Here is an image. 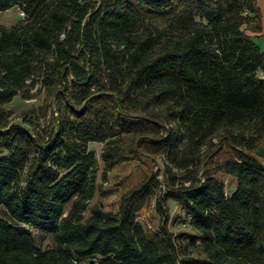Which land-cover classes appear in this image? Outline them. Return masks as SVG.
I'll use <instances>...</instances> for the list:
<instances>
[{"label": "trees", "instance_id": "obj_1", "mask_svg": "<svg viewBox=\"0 0 264 264\" xmlns=\"http://www.w3.org/2000/svg\"><path fill=\"white\" fill-rule=\"evenodd\" d=\"M13 6L23 17L0 24V264H264V51L247 33L260 29L256 0H0ZM35 86L51 118L42 125L31 108L9 119L5 104ZM94 141L107 170L161 155L185 171L165 167L161 198L185 209L201 254L138 221L161 187L154 174L116 210L88 207Z\"/></svg>", "mask_w": 264, "mask_h": 264}, {"label": "rangeland", "instance_id": "obj_2", "mask_svg": "<svg viewBox=\"0 0 264 264\" xmlns=\"http://www.w3.org/2000/svg\"><path fill=\"white\" fill-rule=\"evenodd\" d=\"M23 13L16 6L0 11V24L11 26L23 17ZM163 25V23H159ZM45 92L39 86L30 89L27 96L18 94L10 102L5 104L8 110V118L12 120H20L24 112L34 108L31 112L34 119L42 125L53 115V106L46 105ZM46 113L45 116L43 113ZM30 115V112H29ZM28 115V116H29ZM38 117V119H37ZM103 142H90L88 148L92 149L96 161L97 168L94 174L95 193L88 200V207L99 205L106 210H116L120 195L137 184L144 176L154 174L161 181V187L156 188L155 192L148 198L144 206L137 212V219L147 229L151 231L164 224L176 236L184 246L185 250L194 254H201L199 247L191 242L188 234H195V230L189 222V218L185 213L182 205L170 198H161L165 189L166 181L170 180L165 174V167L168 165L171 170L178 176L184 174L185 171L171 166L170 161L165 156L157 155L154 157L139 155L134 158L118 162L114 167L107 170L105 163L101 158V150ZM6 154L5 150L0 151V155ZM167 175V176H166ZM224 179L226 190L229 191L235 185V179L223 173H217ZM70 204L66 205L69 209ZM3 207L0 206V214L3 213ZM87 215V211L84 213ZM37 244L42 248L54 245L52 235L37 229H31ZM197 243V242H196Z\"/></svg>", "mask_w": 264, "mask_h": 264}, {"label": "crops", "instance_id": "obj_3", "mask_svg": "<svg viewBox=\"0 0 264 264\" xmlns=\"http://www.w3.org/2000/svg\"><path fill=\"white\" fill-rule=\"evenodd\" d=\"M256 6L258 7L260 13V29L256 31L248 30L247 33L256 42L260 50L264 51V0H256ZM256 152L261 157H264V142L258 145Z\"/></svg>", "mask_w": 264, "mask_h": 264}, {"label": "built area", "instance_id": "obj_4", "mask_svg": "<svg viewBox=\"0 0 264 264\" xmlns=\"http://www.w3.org/2000/svg\"><path fill=\"white\" fill-rule=\"evenodd\" d=\"M22 13H23V12H22ZM23 14H24V13H23ZM259 76L262 77V78H264V70L261 69V70L259 71Z\"/></svg>", "mask_w": 264, "mask_h": 264}]
</instances>
